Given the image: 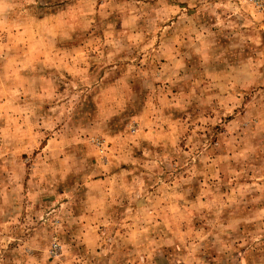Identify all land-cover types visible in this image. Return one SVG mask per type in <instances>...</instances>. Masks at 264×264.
<instances>
[{"label": "rangeland", "instance_id": "obj_1", "mask_svg": "<svg viewBox=\"0 0 264 264\" xmlns=\"http://www.w3.org/2000/svg\"><path fill=\"white\" fill-rule=\"evenodd\" d=\"M0 264H264V12L0 0Z\"/></svg>", "mask_w": 264, "mask_h": 264}, {"label": "built area", "instance_id": "obj_2", "mask_svg": "<svg viewBox=\"0 0 264 264\" xmlns=\"http://www.w3.org/2000/svg\"><path fill=\"white\" fill-rule=\"evenodd\" d=\"M251 5L258 11L264 12V0H248Z\"/></svg>", "mask_w": 264, "mask_h": 264}]
</instances>
